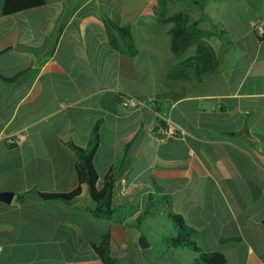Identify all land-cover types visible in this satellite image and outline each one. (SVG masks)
Wrapping results in <instances>:
<instances>
[{
  "label": "crops",
  "instance_id": "crops-1",
  "mask_svg": "<svg viewBox=\"0 0 264 264\" xmlns=\"http://www.w3.org/2000/svg\"><path fill=\"white\" fill-rule=\"evenodd\" d=\"M5 2L0 136L24 138L0 142V194L15 195L0 202V264H104L95 246L107 235L116 264H145L132 221L141 227L165 214L226 264H264V38L254 29L264 0H216L203 11L190 0H46L12 16ZM180 14L194 37L175 53ZM106 19L130 28L134 56L111 44ZM202 42L217 57L214 72ZM126 98L158 107L128 109ZM164 113L180 135L159 141ZM97 125L93 165L100 186L114 173L113 220L93 213L86 186L72 207L17 200L74 191L72 146L89 149Z\"/></svg>",
  "mask_w": 264,
  "mask_h": 264
},
{
  "label": "trees",
  "instance_id": "trees-1",
  "mask_svg": "<svg viewBox=\"0 0 264 264\" xmlns=\"http://www.w3.org/2000/svg\"><path fill=\"white\" fill-rule=\"evenodd\" d=\"M195 3L196 7L203 11L205 6L216 0H190ZM187 3V0H184ZM46 5V0H6L3 15L12 16L20 12L38 8ZM109 30V38L111 44L123 51V53L134 56L136 49L131 36V30L128 27H121L112 21L106 19ZM193 27L188 24L185 15L180 14L175 19V27L173 28L172 47L175 53H180L187 47L194 37ZM200 35L210 37L214 35L213 31H200ZM200 49L206 53L209 60V72H214L219 66L217 57L210 45L203 43ZM195 58H191L187 64H193ZM11 83L16 79H4ZM94 137L90 143L89 149L85 150L76 146H72L78 156L76 166L78 187L70 193H41L37 190L30 191L18 195L17 200L23 201L29 197L37 198L47 203H60L68 207H72L74 201L82 196L83 188L86 186L89 190L91 198L94 202L92 211L101 218L113 220L120 212V207L113 205V191L115 186V176L113 172L107 174L104 178V184L100 183V175L93 165V156L98 148V125L93 131ZM170 219L176 227L177 235L165 238L164 242L172 249H187L197 254L195 264H226V257L219 252L207 253L203 252L197 244L192 240L195 231L186 226L179 216L170 215ZM264 227V220L262 222ZM111 237L107 235L100 246H95V251L104 264H116L111 255Z\"/></svg>",
  "mask_w": 264,
  "mask_h": 264
},
{
  "label": "rangeland",
  "instance_id": "rangeland-1",
  "mask_svg": "<svg viewBox=\"0 0 264 264\" xmlns=\"http://www.w3.org/2000/svg\"><path fill=\"white\" fill-rule=\"evenodd\" d=\"M132 223L137 226V228H142L141 232L143 235L141 238L146 237L149 244L151 243L150 248L140 250L142 260L145 261V264H174L176 258H179L185 264H195V262L190 260L193 255L196 254L187 249H171L172 251L170 253L167 252L166 249H168V246L164 240L167 237L176 236L177 229L170 217L166 214L153 221L147 220L141 227H139L140 225L137 220L132 221ZM151 223H156L154 229L149 227ZM172 253L175 254L176 257Z\"/></svg>",
  "mask_w": 264,
  "mask_h": 264
},
{
  "label": "built area",
  "instance_id": "built-area-1",
  "mask_svg": "<svg viewBox=\"0 0 264 264\" xmlns=\"http://www.w3.org/2000/svg\"><path fill=\"white\" fill-rule=\"evenodd\" d=\"M254 29L260 38H264V21H259L255 23ZM124 104L128 109H132V110L138 107H144L151 110H155L158 107V102L155 100L151 101V103L147 105L143 101H137L132 98H126ZM161 119L162 121L159 124V129H158V132L160 133L161 136L159 141H162L167 138L178 137L180 135L179 129L173 125L171 119L168 117V114L164 113L163 115H161ZM23 138L24 135L22 133H17L12 137L0 136V142L4 141L8 146L13 147L19 145L23 140ZM1 251L2 248H0V253Z\"/></svg>",
  "mask_w": 264,
  "mask_h": 264
},
{
  "label": "water",
  "instance_id": "water-1",
  "mask_svg": "<svg viewBox=\"0 0 264 264\" xmlns=\"http://www.w3.org/2000/svg\"><path fill=\"white\" fill-rule=\"evenodd\" d=\"M14 193L12 192H5L0 194V202L11 204V202L14 199ZM140 246L142 249H148L150 247V244L146 237H142L140 239Z\"/></svg>",
  "mask_w": 264,
  "mask_h": 264
}]
</instances>
